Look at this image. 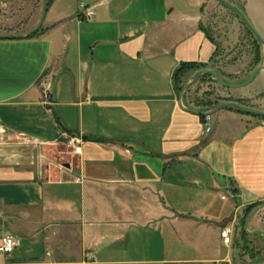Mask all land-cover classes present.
I'll list each match as a JSON object with an SVG mask.
<instances>
[{
    "label": "crops",
    "instance_id": "obj_1",
    "mask_svg": "<svg viewBox=\"0 0 264 264\" xmlns=\"http://www.w3.org/2000/svg\"><path fill=\"white\" fill-rule=\"evenodd\" d=\"M219 3L50 0L35 35L0 39V238L20 240L0 264H227L222 229L264 203V117L179 90L214 69ZM28 5L0 0V28Z\"/></svg>",
    "mask_w": 264,
    "mask_h": 264
},
{
    "label": "rangeland",
    "instance_id": "obj_2",
    "mask_svg": "<svg viewBox=\"0 0 264 264\" xmlns=\"http://www.w3.org/2000/svg\"><path fill=\"white\" fill-rule=\"evenodd\" d=\"M229 1L238 3L264 36V0ZM28 2L30 8L36 0H28ZM19 4V1L13 2L11 10L19 7ZM37 7L36 14L29 16L30 11L28 9L20 17L6 23V27L0 28V32L29 33L30 29L36 27L39 21L43 10V0H37ZM205 26L220 45L214 69L221 73L226 81L232 83L244 82L255 68L264 65V44L256 41L241 17L232 10L220 3L217 4L216 8L209 12ZM185 94L188 96L190 103H193L199 109L205 107L210 111L228 100H234L264 110V72L257 75L249 86L240 89L226 88L213 76H209L196 81L185 91ZM62 161L69 162L70 159H63ZM53 177L56 176L53 175ZM245 213L246 209L242 210L233 227L230 226L231 242L229 244L225 243L227 264H253L264 261L263 237L261 235H249L248 233L245 236L244 234L245 222L250 214H247L244 222ZM257 229L264 231V209L249 221L248 230Z\"/></svg>",
    "mask_w": 264,
    "mask_h": 264
},
{
    "label": "water",
    "instance_id": "obj_3",
    "mask_svg": "<svg viewBox=\"0 0 264 264\" xmlns=\"http://www.w3.org/2000/svg\"><path fill=\"white\" fill-rule=\"evenodd\" d=\"M218 2H220L223 6L227 7L228 9L232 10L233 12H235L236 14H238L241 19L243 20L244 24L252 31V33L256 36V38L259 40V42L261 44H264V36L262 35V33L260 32V30L256 27V25L252 22V20L248 17L247 13L245 12V10L240 7V5L236 2H231L229 0H217ZM49 5H50V0H43V10H42V15L39 19V22L37 24V26L35 28H33L32 30H30L29 33H27L26 35L23 34H0V39H21L24 37H28L36 32H38L45 21L46 15L48 13L49 10ZM264 70V65L263 66H259L257 68H255L249 78L241 83H232V82H228L226 81L222 75L215 69L212 68H202L200 70H198L196 72V74L194 75L193 79L188 82L187 84H185V86L183 87L182 91H181V105L184 109H186L187 111H190L192 113L201 115V116H209L212 115L213 113L228 108V107H236L240 110H243L244 112L254 115V116H259V117H264V110H260L257 108H254L252 106H248L244 103H241L239 101H234V100H228L226 102H224L223 104L217 106L216 108H214L213 110L210 111H201V110H197L194 108H186L183 105L182 102V96L184 95L185 91L191 87L202 75L205 74H209L211 76H213L222 86L226 87V88H233V89H238V88H243L248 86L256 77V75L260 72ZM262 209H264V203L258 205L257 207H255L251 213L249 214V216L246 219L245 222V231L246 233H248L249 235H261L263 237V242H264V231L263 230H253L250 231L248 230V224L250 219L256 215L259 211H261ZM253 264H264L263 262H256Z\"/></svg>",
    "mask_w": 264,
    "mask_h": 264
},
{
    "label": "built area",
    "instance_id": "obj_4",
    "mask_svg": "<svg viewBox=\"0 0 264 264\" xmlns=\"http://www.w3.org/2000/svg\"><path fill=\"white\" fill-rule=\"evenodd\" d=\"M82 13L86 18H91L95 15V11L92 7H88L84 3L81 4ZM44 97L47 101L50 100V87L51 82L46 80L44 82ZM211 127L209 124H206V132H209ZM81 139L79 137L70 138L69 144H79ZM221 237L224 240V243L229 244L231 242V228L226 226L221 231ZM20 244V240L13 234H6L0 238V253L8 254L13 252Z\"/></svg>",
    "mask_w": 264,
    "mask_h": 264
},
{
    "label": "trees",
    "instance_id": "obj_5",
    "mask_svg": "<svg viewBox=\"0 0 264 264\" xmlns=\"http://www.w3.org/2000/svg\"><path fill=\"white\" fill-rule=\"evenodd\" d=\"M250 33L255 37V39H256V41L257 42H259L258 41V39L256 38V36L252 33V31L250 30ZM33 35H35V34H32V36ZM197 67H199V66H197V65H195V64H184L179 70H178V72H177V82H178V84L179 83H181V77H183L188 71H190V70H192V69H196ZM209 76H211V75H209ZM183 88V85H180L179 84V90H181ZM234 108H236V107H234ZM238 111H240V112H242V113H246V112H244L243 110H240V109H238V108H236ZM248 114V113H247ZM260 204H262V203H260ZM260 204H254V205H251V206H248L247 208H246V213H245V216H244V222H245V218L247 217V214L248 213H250V211H251V209L253 208H255V207H257L258 205H260ZM244 234H245V236H247V233H246V231H244Z\"/></svg>",
    "mask_w": 264,
    "mask_h": 264
}]
</instances>
